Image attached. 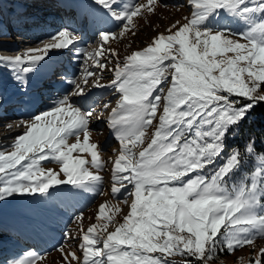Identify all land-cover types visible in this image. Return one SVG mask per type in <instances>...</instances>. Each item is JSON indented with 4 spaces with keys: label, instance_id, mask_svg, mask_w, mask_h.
Instances as JSON below:
<instances>
[{
    "label": "snow or ice",
    "instance_id": "obj_1",
    "mask_svg": "<svg viewBox=\"0 0 264 264\" xmlns=\"http://www.w3.org/2000/svg\"><path fill=\"white\" fill-rule=\"evenodd\" d=\"M152 2L148 0V5ZM93 3L124 28L147 7L141 3L121 8L120 0H93ZM191 3L195 10L178 30L167 36L160 34L152 46L131 53L122 66L117 60L113 69L111 86L120 98L117 107L111 109L108 123L120 142V154L112 172V180L118 181L120 187L113 184L111 192L116 194L132 185L128 194L134 199L124 222L114 231L94 236L96 225L87 229L80 244L82 264H190L186 260L166 259L176 255L210 264L218 248L232 252L250 243L255 234L264 235V157L260 158L262 167L252 175L250 185L231 190L226 186V178L241 164L242 153L238 149L228 153L226 162L210 178L198 171L225 156L228 135L239 128L258 103L264 102V90L257 83L264 82V18H256L257 14H264V0H191ZM218 10L244 22L246 29L234 33L227 26L215 27L212 18L219 15ZM148 11L152 9L149 7ZM111 35L114 34L105 30L97 33L101 45ZM78 40L74 32L64 28L42 49L29 48L23 55L0 58V67H7L21 91H27V74L38 69L48 52L67 49ZM81 53L93 56V63L101 69L105 67L95 58L100 52L93 55L76 49L77 55ZM226 53L235 55L217 59ZM114 55H109V62ZM241 62H247L246 66L240 67ZM83 72L87 83V77L93 73L87 67ZM245 72L249 82L243 78ZM67 82L73 90L57 99L51 110L22 121L27 128L16 137L14 150L7 155L0 152V201L16 195L46 197L51 195L53 186L62 184L95 192L90 184L102 181L100 175H93L83 167L84 159L72 156L75 149L89 152L91 164L102 167L95 150L97 145L88 143V126L94 113L82 111L72 102L74 96L84 92L76 78ZM157 89L158 94L153 96ZM157 119L158 123L153 124ZM149 126L154 131L147 136L146 146L138 154L133 152L128 144L144 145ZM81 132L83 143L79 142V135L76 143H66L68 135ZM45 149L61 162L65 178L40 167L39 162L47 158L42 154ZM253 149L254 142H249L247 151L251 153ZM25 160L28 163L22 164ZM192 173L195 175L185 180ZM100 213H104L103 205ZM108 220L115 223L113 217ZM102 227L106 231L108 224ZM250 230H254L253 235H247ZM220 235L224 237L222 242ZM261 255L264 256V250ZM72 256L76 258L74 253ZM38 258L28 253L26 258L8 264H36Z\"/></svg>",
    "mask_w": 264,
    "mask_h": 264
},
{
    "label": "rangeland",
    "instance_id": "obj_2",
    "mask_svg": "<svg viewBox=\"0 0 264 264\" xmlns=\"http://www.w3.org/2000/svg\"><path fill=\"white\" fill-rule=\"evenodd\" d=\"M27 1H42L45 2L46 0H27ZM87 2L83 0V2ZM84 2V3H85ZM91 5V10L93 9H100V7L93 3V0H89ZM9 0H0V6L4 5L7 6ZM49 3V2H45ZM145 4L147 5L146 8L141 9L140 13L137 16L133 17V20L127 28L122 27L121 23H117L114 20L112 21L111 25L106 24V18L101 19L100 27L97 28V31L94 34V41L93 43L89 42V46L83 44L81 41L77 46L71 48L69 53L72 58L78 57L76 54V49H84L87 50V53H90L89 50L94 55L96 52H100L101 55L99 57H95L100 63H103L105 67L101 69L98 64H95V69L92 71L94 77L98 78V85H101L97 88V92L95 94L89 95L87 100L84 99H77L73 98L72 102L80 107L82 111L92 110L93 115L89 122V144H96L97 148L95 149L98 154V158L102 167L96 168L91 164V154L86 151H80L79 149H75L72 152V156L74 158L84 159L86 161L85 165L83 166L93 175H100L102 177V181L100 182H93L90 184L91 187L95 188V192H87L80 188H75L71 185H57L53 186L50 189L51 195L49 196H41L40 194L28 195V196H20L16 195L11 198H8L4 201H0V251L8 249V247L16 246L15 250H18L15 255L10 257L7 262H3L1 264H8L11 260H19L26 258L28 253H34L39 258L36 260V264H82L79 259V249L80 243L82 240L77 239L78 235H84L87 232V229L91 227L93 224L96 225V229L94 233H99L103 228L102 225L108 224V228L106 230L105 235L108 232L114 231L115 227L121 222L123 223V217L128 214V212H121L117 211L120 209L126 201L122 198H118L115 203L117 204V209L115 211L116 217L113 216V211H111V217H113L115 223L109 222L108 212L101 214L100 203L106 201L109 196V185L111 184V176H110V168L113 162V156L118 154V151L113 150L118 148L120 142L117 140L116 136L110 137V133L107 132V124L109 125L108 121L103 117L104 114L108 112L107 105L105 99L102 97L111 96L113 100L119 99L120 94L115 91V88L111 86V81L114 78L113 69L116 66L117 60L120 62L121 66L125 58L135 51H140L145 49L148 46L153 45L154 38H158L160 34L170 35L173 34L180 26L187 22L188 19L191 18L192 12L195 10L194 5L191 3V0H153L151 5H148V0H120V6L123 8L124 5L133 6L136 4ZM49 3L48 5H50ZM94 4V5H93ZM93 7V8H92ZM151 8L152 11H148V8ZM1 10V9H0ZM20 8H17L16 11L13 9L9 11V13H4V18L0 19V58H11L15 57L16 55H23L29 48H43L45 44L44 40L40 35L38 37L32 38V42L29 44L27 43V39L31 37H21L17 36L14 30L13 18L20 12ZM219 15L212 18L213 25L215 27H222L227 26L230 28L234 33L242 32L246 29L247 25L238 20L237 18H231L223 13V10H218ZM44 12V11H43ZM46 13V12H45ZM71 14L72 12H68ZM15 15V16H13ZM69 17H71L69 15ZM257 20L264 18V14H257ZM219 21V23H217ZM114 23V24H113ZM123 23H127L126 21ZM15 24V23H14ZM25 24V22H23ZM175 25V27H173ZM21 26V25H20ZM65 26H62L64 29ZM54 30V29H53ZM52 30V31H53ZM73 32L72 29H69ZM101 30L108 31L114 35H111L109 40L104 44L101 45L97 33ZM57 30L53 33L51 37L55 36L58 33ZM123 31V36L119 35V33ZM31 35H36L37 31L31 28L30 31ZM76 34H78L76 32ZM82 34V32H81ZM82 36V35H81ZM33 37V36H32ZM50 38L47 40L46 43L49 42ZM239 39L241 43H246L245 40L239 37H233ZM42 41H39L41 40ZM54 42V41H53ZM88 43V41L85 40ZM33 44V45H32ZM99 46V47H97ZM84 47V48H83ZM14 49V51H7L9 49ZM6 49V50H5ZM107 49V51L105 50ZM61 49H51L48 52L49 54H58ZM174 51V49H173ZM8 52V53H7ZM72 53V54H71ZM114 53L111 62H109V55ZM36 54H43L42 52H38ZM66 55V53H59V55ZM234 53H226L223 57L218 56L217 59H226L228 57L234 56ZM90 60H87L85 65L91 64L93 62V56H90ZM91 61V62H90ZM43 64H46V61H42ZM81 63V62H80ZM166 64L169 61L165 62ZM247 62H241L240 67H245ZM72 64V63H71ZM83 64V62H82ZM81 64V67H82ZM259 68V65L256 66V69ZM254 69V70H256ZM38 70V69H37ZM218 75V72L215 73ZM243 78L246 82H249L248 74L245 72L242 74ZM27 77V76H26ZM171 80V77H168ZM68 80V78H67ZM260 84V89L264 90V82H257ZM68 85V84H67ZM16 86V83L13 81L11 77V73L7 67H0V109L1 107L4 113L9 114V117H5L3 122L0 123V152L5 153L6 155L14 150V143L16 137L24 134L26 131L27 125L25 123H21L22 121H27L31 118V116H23L22 113L26 112L30 108V105L26 102H16L14 104V100L11 101V98L7 99V93L11 91L12 88ZM106 86V89L104 87ZM59 87L62 86H55L56 91L58 92V96H55L54 99L61 98L60 92L64 90H60ZM160 87H164L161 85ZM103 90L101 91L98 90ZM9 90V91H8ZM60 90V91H59ZM8 91V92H7ZM72 89L67 92H71ZM100 92V93H99ZM112 92L113 95H111ZM104 96H103V95ZM107 94V95H105ZM158 94V89L156 92L153 93V96ZM21 95V94H20ZM118 97V98H117ZM21 99V96H19ZM87 101V102H86ZM45 104H49L48 102H43ZM20 108L16 107L19 106ZM109 105H112L109 104ZM48 106V105H46ZM53 107V106H52ZM50 107L49 109H51ZM17 108V109H16ZM6 109V111L4 110ZM48 109V110H49ZM46 110V111H48ZM28 111V110H27ZM39 112V113H38ZM36 114L34 113L33 116L42 113L43 111H38ZM162 112V107L158 109L157 117ZM65 119L67 117L65 116ZM6 120V121H4ZM8 121V122H7ZM11 123H10V122ZM158 123V119L153 121V124ZM11 125V127H9ZM154 129L149 126V129L146 132L145 144L139 145L137 147H133L131 144H128V147L132 149L133 152L138 154V151L141 150L142 147L146 146L147 136L153 132ZM107 133V138H102ZM77 135H79V142H84L83 133H77L73 135H68L66 139V143L71 145L77 142ZM110 139V140H109ZM112 152V153H111ZM47 156L45 160L39 162L40 167L44 168L45 170L51 169L59 174V178H65L61 171L62 164L60 161L56 160L51 154L48 149L44 150L42 153ZM31 155V154H30ZM137 158L138 155H137ZM226 162V158L224 162L220 163L219 159H217L216 163L213 165L206 166L204 170L201 171V174H204L210 178V176L214 173V171L222 164ZM28 161L25 160L22 164H27ZM20 167L19 165L17 166ZM9 171H14L9 170ZM258 170H254L249 174L248 181L243 182L240 185L236 186L239 187L243 184L251 183V177L254 175ZM2 175V174H0ZM122 175H128V173H123ZM195 175L192 173L189 177H185V180L190 178L191 176ZM104 182V185L102 183ZM126 184V182H125ZM103 190H98L97 188H102ZM227 186V185H226ZM132 190V185H129ZM228 187V186H227ZM229 188V187H228ZM234 188V187H233ZM230 190L232 188H229ZM128 192V191H127ZM124 192V194H127ZM82 193H86L89 195L88 203L83 210L77 214L79 219L73 218L75 213L80 210V206L76 204V198H81ZM113 194L112 192H110ZM80 194V195H79ZM123 194V195H124ZM114 195H112L113 197ZM119 197V196H118ZM113 199H116L114 196ZM134 197L131 196L129 204H131ZM69 204V206H68ZM69 207L71 212L69 211ZM107 208V206L104 205ZM128 206L124 208L127 210ZM112 210V209H111ZM259 211V210H258ZM67 216L66 218L60 217ZM76 216V215H75ZM70 218L71 221H70ZM105 219V222H104ZM120 219V222L119 220ZM77 220V221H76ZM40 221H43L44 224H41ZM55 221H59L60 223L64 222L68 228L73 225L74 228L70 229V236L74 238V248L76 259H73L72 256V242L66 235H61L57 239L53 238V232L47 227L48 224H51ZM114 228V229H113ZM104 230V229H103ZM224 227L221 228V233L224 232ZM12 231L17 232L18 236H23L25 239L23 242L19 239L20 237L16 236ZM105 231V230H104ZM110 231V232H111ZM254 230H250L247 235H253ZM261 235L255 234V238L248 244L243 245L242 247L236 248L234 251L225 252L226 254L221 256L218 260L214 261L211 260L210 264H256L257 260H260V252L264 250V238L259 239ZM222 239H224L223 235H221ZM33 238L36 244H48L51 243V240L56 247H52L47 251H40V249H35L33 246H29L33 244ZM28 243V245L25 244ZM25 244V245H24ZM99 247V246H97ZM48 248V246H47ZM221 250V249H217ZM224 251V250H223ZM151 255H159V253H152ZM166 259L168 260H175V261H193L190 260L189 256H167ZM72 262V263H71ZM191 264V262H190ZM261 264H264L261 262Z\"/></svg>",
    "mask_w": 264,
    "mask_h": 264
},
{
    "label": "bare ground",
    "instance_id": "obj_3",
    "mask_svg": "<svg viewBox=\"0 0 264 264\" xmlns=\"http://www.w3.org/2000/svg\"><path fill=\"white\" fill-rule=\"evenodd\" d=\"M45 2L51 3L52 6H54L56 4H61V5L65 6L67 8H70L72 10L71 17L68 18L69 20H66L65 24L68 27V29H72L73 30L74 34H76V32L78 33L76 35L79 37V40L76 41V42H74V44L71 45V46H69V48H67V49H61L59 53H66V54L69 55L70 49L73 48L74 46H76L77 43L78 42L80 43L81 41L83 42L84 45H86L88 47L89 46V42L90 43H93V41L95 40L94 39V34L97 31V28H99L101 26L100 25L101 19H105L106 18L107 19L106 20V24H108V25H111V23L113 21V19H111L110 17L105 16L104 13L101 10H100V12L99 11H96L95 12L94 10H96V8L93 9V10H91L90 8H91V5L92 4L89 2V0L87 2L84 1L85 3L83 2V0H46ZM49 3H46V4L48 5ZM49 10L50 9H43L44 12H48ZM81 32H82V34H81ZM35 36L38 37V35H33V37L27 39V43L30 44L32 42L31 41L32 38H34ZM44 37L45 36H42V39ZM47 37H50V35H48ZM42 39L39 40V41H42ZM85 40L88 41V43L87 42H84ZM44 42L46 43L47 40L46 41L44 40ZM97 47H99V46H97ZM7 51H14V50H7ZM86 52H87V50H86ZM89 52L92 53L93 51L91 52L89 50ZM59 53L58 54H55L54 53L53 55L52 54H49V55H47V57H46L45 60L46 61H52V64H53L52 68H61L62 69V72H59V74H58L59 77H65V78L68 77V79H72L73 77H75L76 78V82L79 83V84H81L82 88L84 89V92H83L82 95L74 96L73 98H77V99H81V100L82 99L87 100V97L89 95L95 94V92H97L96 91L97 88L99 86H101V85H98V83H97L98 78L97 77H94V74H92V76H88L87 77V83H85L84 82V80H85V73L83 72V69L85 67H87L89 69V71L92 72L95 69V66L96 65L93 62H91V61H90L91 64H89V65L86 64L85 65V63H87V60H90L91 58H90V56H86L83 53L79 54L78 57H75V59L71 57L73 61H71L72 64L70 65L69 63H66V62H64L61 59V57L59 56ZM82 62H83V64H82ZM81 64H82V67H81ZM49 65L50 64H48L47 66H45L41 62L40 65H39V67H38V70L43 69L44 66H45V68H46L45 70L46 71H50L51 70V67ZM34 72H36V71H34ZM113 73H114V71H113ZM67 81L65 82L66 84H64V86H65L64 91L60 92V96L61 97L65 93H67V90L68 91L70 89L73 90V86L71 84H69ZM67 83H68V85H67ZM93 85H98V86H93ZM39 87L44 90V93L45 94H47V93L54 94L53 96L59 95L58 92H57L58 90L56 91L54 89V87L49 88L47 90H45L43 88V85H39ZM18 88H20V87H18V85L16 84V86L14 88H12L11 91L8 90L9 92L7 91L8 93H7V96H6L7 99L8 98H11V101L14 100V104H16L15 101L17 103L18 102L21 103V101L30 102L31 100H29V99H24V98L19 99V96H20L19 93H23V91H21V89H18ZM31 89H34V88H31ZM104 89H106V86L104 87ZM98 91H101V90L99 89ZM102 91H101V93H102ZM113 93H115V92H112L111 95H113ZM105 95H107V94H105ZM103 98L105 99V101L107 103V109H108V112L106 114H104L103 117L109 122V120L111 119V116H112L111 109L114 108V107H117V104H116L117 99L116 100H113L111 98V96H108V95H107V97H102V99ZM56 100L57 99H55L54 102ZM54 102L51 103V104L39 103V105L37 106V108H40L39 111H43L44 112V111L48 110L50 107L54 106ZM111 103H112V105H109ZM46 105H48V106H46ZM16 107L20 108V105L19 106H16ZM2 108L3 107H1V109H0V123L3 122V119L5 117H7V118L9 117V115H7V114H5L3 112ZM34 110L35 109L31 110L30 112H27V113L23 114V116H31V117H33L34 113L36 114V112H34ZM49 110H51V109H49ZM4 121H6V120H4ZM106 127L108 129L107 132L110 133V137H114L115 136V131L113 129H111L108 124H107ZM102 138H104V139L107 138V133L104 136L102 135ZM116 150L118 151V154H116V155L113 156V162H112L111 168L109 170L111 178H112V172H113V169H114V166H115L114 165V161H115V159L118 158V156L120 154V145H119L118 148H115L113 150V152L116 151ZM113 184H115L117 187H120V184L118 183V181H113L111 179L110 186L112 187ZM110 190H111V188H110ZM122 190H124V188H121V191L120 192H122ZM119 193H116V194L118 195ZM107 214H109V217H111V213L110 212H108ZM107 214H104V215L107 216ZM104 222H105V219H104ZM105 233H106V231H104L103 228H102L101 231L99 233H95L94 236H106ZM77 239L82 240V235H78L77 236ZM97 246L102 247V245H97ZM78 248H80V247H78ZM78 254H79L80 261L83 262V252H82L81 248L79 249Z\"/></svg>",
    "mask_w": 264,
    "mask_h": 264
},
{
    "label": "trees",
    "instance_id": "obj_4",
    "mask_svg": "<svg viewBox=\"0 0 264 264\" xmlns=\"http://www.w3.org/2000/svg\"><path fill=\"white\" fill-rule=\"evenodd\" d=\"M3 12L0 10V19L3 18ZM249 142H254V149L251 153L247 151V144ZM227 148L225 150V156L218 158L219 162H224L228 153L232 151V149H238L242 153L241 164L238 169L234 170L230 175L226 178V185L229 188L236 187L243 182L248 181L249 174L254 170H260L262 167L261 157H264V102L258 103L250 112L249 116L243 123L239 126L238 129H233L232 132L228 135L226 140ZM264 202V199H262ZM16 236L18 234L15 231H12ZM19 239L23 242L25 239L22 236ZM28 245L27 242H25ZM24 244V245H25ZM29 246H33L35 249H40V251H47L49 247H56L51 243L48 244H30ZM17 247L12 246L8 247L6 250L0 251V264L3 262H7L10 257L15 255L18 250H15ZM227 250L220 251L216 254V258L214 261L218 260L221 256L225 255ZM262 252V251H261ZM260 252V261L264 263V256L261 255ZM193 259L191 264H201L196 258L190 257ZM223 264V263H221Z\"/></svg>",
    "mask_w": 264,
    "mask_h": 264
}]
</instances>
